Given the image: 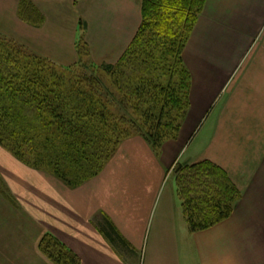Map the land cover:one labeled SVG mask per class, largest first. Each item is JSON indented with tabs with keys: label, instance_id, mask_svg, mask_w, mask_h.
<instances>
[{
	"label": "crops",
	"instance_id": "crops-1",
	"mask_svg": "<svg viewBox=\"0 0 264 264\" xmlns=\"http://www.w3.org/2000/svg\"><path fill=\"white\" fill-rule=\"evenodd\" d=\"M141 1L87 2L86 30L98 13L119 45L115 61L140 26ZM183 59L191 107L159 156L128 138L99 175L71 189L0 146V264H52L39 251L45 235L81 264H264V0H206ZM203 160L240 198L228 219L191 233L171 168Z\"/></svg>",
	"mask_w": 264,
	"mask_h": 264
},
{
	"label": "trees",
	"instance_id": "trees-1",
	"mask_svg": "<svg viewBox=\"0 0 264 264\" xmlns=\"http://www.w3.org/2000/svg\"><path fill=\"white\" fill-rule=\"evenodd\" d=\"M205 3L141 1L133 40L115 65L103 67L132 117L113 113L115 101L100 81L78 72L89 56L86 42L76 45V64L61 66L0 35V146L71 189L99 175L128 138H142L159 156L187 113L190 75L182 53ZM17 13L33 27L44 24L29 0H20ZM173 181L191 233L228 219L240 198L227 173L207 160L179 165ZM39 251L52 264H81L51 235L41 239Z\"/></svg>",
	"mask_w": 264,
	"mask_h": 264
},
{
	"label": "rangeland",
	"instance_id": "rangeland-1",
	"mask_svg": "<svg viewBox=\"0 0 264 264\" xmlns=\"http://www.w3.org/2000/svg\"><path fill=\"white\" fill-rule=\"evenodd\" d=\"M29 1L37 8L39 7L38 9H42L44 11V13L49 18V22L45 23L44 21V24L41 27H33L23 22L18 17L17 12L20 0H0V35L2 37L12 39L16 43L24 46L31 53L37 54L39 56L44 55V57H48V59L50 58V60L61 66H71L76 64L79 61L76 45L80 40L82 42L87 41L86 44H89L87 45L90 50L89 56L82 62L80 67L77 68L78 72L93 74L100 81L102 87L106 90L108 95L111 96V99L113 98V100L115 101V106H113L112 108L113 113H119L132 117V111L130 110V108L126 107L128 106L127 103H123L121 98L122 96L120 97V95L115 93L111 85V79L103 72V67L105 65H115L123 54L115 61L119 53L116 55L114 50L119 47V45L110 44V42H113V39L105 34L107 33V25H105V22H103V26H101V23L99 22L100 19H98L100 15L98 13L94 14V17L96 19L90 23V28H87L86 30L84 16L89 15L86 14V8L89 6L87 2L89 0ZM73 1H75L77 4H74ZM80 1H85L86 3H80L79 5L78 2ZM104 1L105 0H100V2L102 3H104ZM108 1L110 0H106V2ZM125 1L123 0V2ZM97 6L98 7L96 8V11L98 12L100 11L99 4H97ZM127 47L125 48V50L127 49ZM183 63L190 75V89L188 97L189 106L187 109V113L182 120L176 138L166 140L163 145L166 142L176 141L179 139L181 130L184 126L191 107L190 92L193 85V78L189 68L184 62V59ZM235 77V74L231 76L225 88H228V85L233 83ZM163 145L161 146L160 153ZM192 164L184 165L188 166ZM179 165L182 164H178V162H175L172 165L171 172L173 177H175V173Z\"/></svg>",
	"mask_w": 264,
	"mask_h": 264
}]
</instances>
